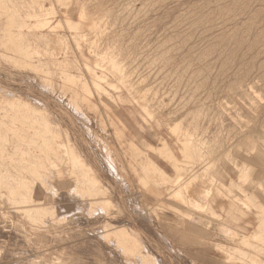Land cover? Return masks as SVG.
<instances>
[{
  "label": "rangeland",
  "instance_id": "1",
  "mask_svg": "<svg viewBox=\"0 0 264 264\" xmlns=\"http://www.w3.org/2000/svg\"><path fill=\"white\" fill-rule=\"evenodd\" d=\"M239 169L264 0H0V264H264L254 198L206 197Z\"/></svg>",
  "mask_w": 264,
  "mask_h": 264
},
{
  "label": "crops",
  "instance_id": "2",
  "mask_svg": "<svg viewBox=\"0 0 264 264\" xmlns=\"http://www.w3.org/2000/svg\"><path fill=\"white\" fill-rule=\"evenodd\" d=\"M60 28L61 27L59 25L51 27L49 29V34L51 35L52 32H54L55 34H58L60 31ZM39 87L43 89L44 91L45 90L47 91L46 87H43V85H40ZM242 161L241 163H243V165H247V167H251V168L255 167V164L250 162L249 159L247 160L245 159ZM121 166L125 171L124 165H121ZM228 172L229 173L226 174L228 178L226 180L217 179V187H216L217 189L213 191L212 193H210V191L208 190L206 197H211L213 200H216L221 206L227 207L228 205H232L236 208H237L238 200L247 201L249 199L254 198L256 202V207H257L254 213L263 216L264 215V195H263L264 193L262 194L260 192L261 190H260L259 184L255 185V180L249 179L250 173L248 174L247 171H243L241 169H239L238 171L236 170L234 172L235 173L234 178H231L232 172L231 171H228ZM63 173L64 172L62 170H59L57 172V175L61 177ZM248 209H249V206H248ZM244 213L250 215L252 213V210L244 211ZM190 227L193 228L192 225H190ZM170 233L177 240L182 241L183 243L190 244V243L195 242L193 239H190L187 236H185L183 232L173 227L172 228L170 227ZM207 251L208 250L198 253L197 254L198 258L204 260L207 264H220V262L217 261L215 258H208Z\"/></svg>",
  "mask_w": 264,
  "mask_h": 264
},
{
  "label": "bare ground",
  "instance_id": "3",
  "mask_svg": "<svg viewBox=\"0 0 264 264\" xmlns=\"http://www.w3.org/2000/svg\"><path fill=\"white\" fill-rule=\"evenodd\" d=\"M213 22V21H212ZM95 28V27H94ZM235 34V33H234ZM231 38H233V37H231ZM235 38V37H234ZM249 38V37H248ZM210 39V38H209ZM236 39V38H235ZM52 40V39H51ZM93 42V41H92ZM231 43V42H230ZM231 49V48H230ZM259 57V56H258ZM222 64V63H221ZM226 66V65H225ZM227 89V88H226ZM228 95V94H227ZM163 143V142H162ZM165 149V148H164ZM173 157V156H172ZM113 248V247H112ZM122 249V248H121ZM128 249V248H127ZM98 252V251H97ZM105 252V251H104ZM111 254V253H110ZM118 254H120V253H118ZM113 255V254H112ZM114 255H117V254H114ZM204 256V255H203ZM115 257V256H114ZM118 257V258H117ZM122 257V256H121ZM111 258V257H110ZM120 258V256L119 255H117L116 256V259L118 260ZM122 259V258H121ZM124 260V259H123ZM121 261V260H120ZM111 263V262H110ZM119 263V262H118ZM123 263V262H122ZM125 263V262H124Z\"/></svg>",
  "mask_w": 264,
  "mask_h": 264
}]
</instances>
